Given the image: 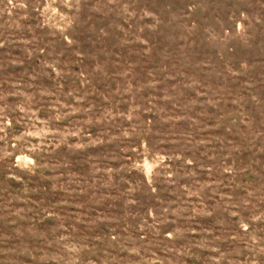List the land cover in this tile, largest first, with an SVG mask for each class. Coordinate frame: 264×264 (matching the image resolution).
Returning <instances> with one entry per match:
<instances>
[{
    "label": "rangeland",
    "instance_id": "obj_1",
    "mask_svg": "<svg viewBox=\"0 0 264 264\" xmlns=\"http://www.w3.org/2000/svg\"><path fill=\"white\" fill-rule=\"evenodd\" d=\"M0 264H264V0H0Z\"/></svg>",
    "mask_w": 264,
    "mask_h": 264
}]
</instances>
